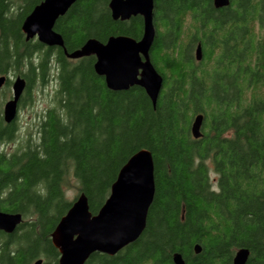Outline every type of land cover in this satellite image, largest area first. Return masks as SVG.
I'll list each match as a JSON object with an SVG mask.
<instances>
[{"label":"trees","instance_id":"obj_1","mask_svg":"<svg viewBox=\"0 0 264 264\" xmlns=\"http://www.w3.org/2000/svg\"><path fill=\"white\" fill-rule=\"evenodd\" d=\"M42 1L0 0V70L35 57L27 87L39 59L41 78L56 81L35 137L8 152L15 132L0 124V209L23 215L15 232L0 230V264H58L51 235L73 202L69 179L97 214L141 149L152 153L156 188L146 228L117 254L96 252L85 264H174V253L186 264H234L242 248L246 264H264V0L217 9L212 0H155L150 54L164 83L155 107L139 86L110 90L95 56L74 60L63 48L26 42L22 22ZM110 1L77 0L58 18L68 52L90 38H141L143 18L114 20Z\"/></svg>","mask_w":264,"mask_h":264},{"label":"water","instance_id":"obj_2","mask_svg":"<svg viewBox=\"0 0 264 264\" xmlns=\"http://www.w3.org/2000/svg\"><path fill=\"white\" fill-rule=\"evenodd\" d=\"M77 0H43L36 5L22 22L26 40L37 41L48 47L63 48L65 55L74 60L95 56V72L104 77L106 86L113 91L128 90L139 86L145 90L153 106L163 88V77L150 60V50L156 30L154 26V0H111L109 8L114 20H127L140 15L143 18V34L137 40L126 35H114L106 42L88 39L81 48L68 52L64 39L55 30L59 17L65 15ZM230 0H216L218 7L228 6ZM196 59L202 58L201 46ZM6 82L0 76V91ZM26 87V81L18 77L13 81V97L4 105V119L15 120L18 101ZM203 115L192 123V135L199 138ZM154 160L152 153L141 149L133 154L120 169L111 192L97 214H92L85 193L77 195L52 232L53 245L60 253L58 264H85L96 253L110 256L117 254L135 242L147 225L150 206L155 195ZM23 222L21 213H8L0 209V230L11 234ZM201 251L199 244L195 252ZM249 250H238L234 264H246ZM39 259L35 264H42ZM174 264H186L182 254L174 253Z\"/></svg>","mask_w":264,"mask_h":264},{"label":"flooded vegetation","instance_id":"obj_3","mask_svg":"<svg viewBox=\"0 0 264 264\" xmlns=\"http://www.w3.org/2000/svg\"><path fill=\"white\" fill-rule=\"evenodd\" d=\"M211 4L216 9L221 8V7L215 6L214 0L211 1ZM156 12H157V8L155 6V0H154V15H156ZM111 16H112V13H111ZM137 16H140V15H137ZM132 17H136V16H132ZM131 18H129L127 20H122V21H128ZM118 20H121V19H118ZM155 30H156V27H155ZM21 31H22V29H21ZM25 41L26 42L31 41L33 43V42L37 41V38H34L33 40H26V36H25ZM199 45L200 44L197 43L195 50H194L195 58L197 57L196 51H197V48L199 47ZM28 52L29 51H27V54H29ZM150 53H151V50H150ZM33 57H34V55L32 56V58ZM34 59H35V57L33 58L32 62H29V60L24 61L22 67L18 68V69H17V67H11V66L8 67L7 66L6 70H0V76H4L6 78V82L3 85V87L0 91V94L4 90L5 87H7V86L9 87V85H10L9 95L6 94L5 97L3 98V100L7 97L8 98L7 101H9L13 97L12 84L16 78L21 77L26 81V87H25V89H24V91H23V93H22V95L18 101V104H17V114H16L15 120L12 121L11 123H7L5 121L4 115H3L4 106H3V110L0 111V124H2L3 127L12 126L11 127L12 130H14V132H15V137H16L15 140L18 139L17 138L18 136H23V140H22L21 144H23L27 140H29L32 135L35 137L38 134L39 125H41L42 123H45L47 121L49 111H50V105H47L44 107H39L38 110H36L32 114L31 123L28 122V123H26V125L24 123L21 124V118L20 117L23 114V110H25L31 104H32V106L34 105V96H35V91H36L37 85H39V84H41V86L45 85L51 79V76L48 77V75L45 77V79L41 78V70H40L41 67L39 65V63H40V59H39V60H36L37 62H35L38 64V67H39V69L37 70V73H39V75H38L37 79L35 78V81H34V84L32 85V87H27L28 86L27 80L33 71L32 69L34 67ZM150 59H151V54H150ZM44 98H46V97H44ZM26 130H28V132L24 134V131H26ZM201 131H202V129H201ZM21 144L19 146H21Z\"/></svg>","mask_w":264,"mask_h":264},{"label":"rangeland","instance_id":"obj_4","mask_svg":"<svg viewBox=\"0 0 264 264\" xmlns=\"http://www.w3.org/2000/svg\"><path fill=\"white\" fill-rule=\"evenodd\" d=\"M52 77L45 85H42V86L41 84L37 85L35 96H34V105L32 106L31 104L25 110H23V114L20 117L21 124L24 123L26 125V123L28 122L31 123V120H32L31 116L36 110H38L39 107L50 105V108H51L54 106V93H55L54 91H55L56 81H55V77L54 78ZM6 90H8V88L5 87L4 90L0 94V111L3 110V106L8 99L6 97L3 100L6 94L9 95V91H6ZM27 132L28 130L24 131V134ZM17 138H18L17 140H14L13 142L5 144L4 149H6L8 152L15 151L17 146H19L22 143L23 136H18ZM209 165L211 166V164ZM211 176H212V179H215V175L212 172H211ZM69 181H70V185L67 186L65 194L69 200L74 201L78 193L77 188H76L77 182L73 176L69 179Z\"/></svg>","mask_w":264,"mask_h":264},{"label":"bare ground","instance_id":"obj_5","mask_svg":"<svg viewBox=\"0 0 264 264\" xmlns=\"http://www.w3.org/2000/svg\"><path fill=\"white\" fill-rule=\"evenodd\" d=\"M214 3H215V6L218 7V6L216 5V0H214ZM196 55H197V51H196ZM91 56H92V55H91ZM150 60H151V59H150ZM151 62H152V61H151ZM152 64H153V63H152ZM87 198H88V197H87ZM52 243H53V242H52ZM236 252H237V251H236ZM235 254H236V253H235ZM234 256H235V255H234ZM248 257H249V256H248ZM89 258H90V257H89ZM40 259H41V258H40ZM38 260H39V259H37L36 261H38ZM42 260H43V259H42ZM36 261H35V262H36ZM35 262H34V264H35Z\"/></svg>","mask_w":264,"mask_h":264}]
</instances>
